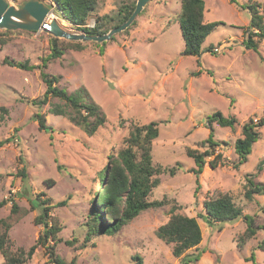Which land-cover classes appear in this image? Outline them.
<instances>
[{
  "label": "rangeland",
  "instance_id": "1",
  "mask_svg": "<svg viewBox=\"0 0 264 264\" xmlns=\"http://www.w3.org/2000/svg\"><path fill=\"white\" fill-rule=\"evenodd\" d=\"M17 5L22 0H7ZM55 3L53 0H46ZM136 0H98V6L85 26L95 25L96 15L114 14L122 3ZM241 3L264 0H237ZM204 22L222 21L202 44L199 56L182 55L184 42L179 24L180 0H150L125 30L106 42L70 41L60 58L46 60L45 71L59 76L57 85L73 94L84 88L89 101L97 103L106 119L92 135L61 115L49 112V103L41 107L32 99L42 97L45 84L39 69H21L3 64L4 57L40 64L50 53V33L39 29H1L0 105L8 112L0 122V219L10 223L8 236L12 248L28 249L42 232L36 222L38 210L28 200L40 194L50 197L51 219L59 226L55 250L65 261L77 264H180L172 253V244L156 237L155 230L175 213L196 217L202 239L200 257L187 264H264V250L256 247L264 237L262 229L239 247L245 230L242 219L224 221L209 227L199 216L203 201L218 192L228 193L243 213L255 215L264 223V193L244 196L246 174L264 185V125L252 143L246 159L233 167L238 158L234 141L241 136L245 122L264 117V40L257 51L247 49L250 14L228 0H203ZM262 10V6L260 7ZM47 18L63 28L81 32L53 4ZM114 26L111 22L109 29ZM6 30L8 32H6ZM79 42L81 47L73 46ZM211 46L210 51L205 50ZM102 50V51H100ZM219 111L234 116V128L208 124L207 118ZM43 113L52 131L40 130L34 118ZM158 122V135L151 145L152 163L174 167L171 175L162 170L150 200L166 198L158 208H149L123 225L106 233L91 224L92 205L96 203L99 171L110 161L109 155L124 147L134 124ZM210 130L224 165L206 164L198 177L187 149L205 151ZM213 155L208 156L210 159ZM179 164L180 167L177 166ZM61 165L62 168H58ZM24 167L26 177H22ZM12 199V201L10 200ZM17 205L11 212L12 203ZM100 208L101 203H96ZM53 243V240L49 241ZM188 252H195L194 249ZM0 253V264H3ZM25 264H52L47 250L39 245Z\"/></svg>",
  "mask_w": 264,
  "mask_h": 264
},
{
  "label": "trees",
  "instance_id": "2",
  "mask_svg": "<svg viewBox=\"0 0 264 264\" xmlns=\"http://www.w3.org/2000/svg\"><path fill=\"white\" fill-rule=\"evenodd\" d=\"M62 14L75 25L76 29L87 34H102L109 30L108 24L114 26L125 21L135 7V2L125 1L117 11L112 14L96 15L95 25L87 27L88 18L94 13L98 6V0H53ZM236 3L243 10L250 14V21L247 28L246 38L243 40L247 49L257 51L259 42L264 40V4L256 2L241 3L237 0H228ZM262 6V10L260 7ZM204 2L203 0H180L179 24L181 35L184 42L182 55L199 56L202 44L207 37L222 21L204 22ZM133 23V22H132ZM6 32H8L6 30ZM112 37L111 39H113ZM4 41L0 39V43ZM76 47H81L79 42L74 43ZM67 45H71L68 43ZM63 40L52 37L50 40V53L42 58L40 64H30L29 60H14L4 57L2 62L21 69H39V74L45 84L43 95L39 99H32L33 104L42 106L49 103L51 97L57 101L50 103L49 112L55 115L66 117L69 122L80 127L88 135H92L105 122L106 116L100 106L87 100V92L80 88L81 93L73 94L65 91L57 85L59 76L52 75L45 71L46 60L60 58L67 46ZM211 46L205 50L210 51ZM102 51V50H100ZM8 110L0 105V122L4 120ZM40 130L52 131V127L47 124L43 113L34 115ZM209 126L211 122H216L220 126L234 128L236 118L234 116L225 117L221 112L216 111L207 118ZM264 125V117L256 122L252 119L245 122L241 128V136L234 141V150L238 158L232 166L237 167L239 163L246 159L252 143L258 137V127ZM158 122L150 121L145 124H134L127 137L124 138V147L116 153L109 155L110 161L106 167L99 171V182L96 185V203L92 205L91 224L98 226L101 232L112 233L119 230L123 225L136 217L140 212L149 208L163 206L167 200L165 197L156 200L148 198L151 190L158 185L157 175L164 169L173 175L175 168H162L154 166L152 163L151 145L154 138L158 135ZM211 127V126H210ZM7 138L0 141V145L7 142ZM207 148L205 151L187 149V155L193 158L195 166L190 170L196 176V188L199 187L198 177L203 168L208 164L211 168L224 165L227 159H223L221 153L213 155V150L217 141L213 138V131L210 130L206 140ZM213 155L210 159L208 156ZM178 167L179 164H177ZM58 168H62L58 165ZM22 177H26L24 167L21 169ZM244 196L253 199L256 194L264 193V185L256 182L255 174H246ZM12 201V199H10ZM31 206L38 210L35 218L36 222L42 225V232L36 242L28 249L23 247L12 248L11 240L8 236L10 223L6 219H0V253L3 256V264H25L32 256L35 248L42 245L46 248L48 260L52 264H77L75 258L69 262L65 261L56 253L55 238L59 226L51 218L49 213L51 203L50 197L41 199L40 194L28 198ZM6 199L0 201V206ZM11 212H16L17 205L11 202ZM204 213L199 214L200 218L209 226H214L220 222L242 219L246 225L244 232L239 236L238 245L242 247L247 239L254 236L258 229L264 232V223L258 224L255 215L243 213L228 193H216L209 195L203 201ZM174 207L170 209L168 220L159 225L155 230L156 237L172 244V253L176 257H181L180 264L195 262L200 257L199 243L202 239L200 224L196 217L174 212ZM53 240V243L49 241ZM258 249L264 250V237L256 245ZM194 249L195 252H188ZM200 251V252H199ZM249 258L254 262V253L251 252ZM135 264H141L140 257H135Z\"/></svg>",
  "mask_w": 264,
  "mask_h": 264
},
{
  "label": "water",
  "instance_id": "3",
  "mask_svg": "<svg viewBox=\"0 0 264 264\" xmlns=\"http://www.w3.org/2000/svg\"><path fill=\"white\" fill-rule=\"evenodd\" d=\"M149 1L150 0H136L133 11L125 21L112 26L105 33L90 35L84 31L75 32L67 30L55 19H50L48 21L46 18L51 12L53 4L56 6L55 3H50L46 0H22L17 5H11L6 0H0V28L32 31L42 29L54 37L70 41L106 42L110 40L113 35L128 28Z\"/></svg>",
  "mask_w": 264,
  "mask_h": 264
},
{
  "label": "bare ground",
  "instance_id": "4",
  "mask_svg": "<svg viewBox=\"0 0 264 264\" xmlns=\"http://www.w3.org/2000/svg\"><path fill=\"white\" fill-rule=\"evenodd\" d=\"M49 21V18H46Z\"/></svg>",
  "mask_w": 264,
  "mask_h": 264
},
{
  "label": "built area",
  "instance_id": "5",
  "mask_svg": "<svg viewBox=\"0 0 264 264\" xmlns=\"http://www.w3.org/2000/svg\"><path fill=\"white\" fill-rule=\"evenodd\" d=\"M7 1V0H6ZM8 2V1H7ZM9 3V2H8ZM10 4V3H9Z\"/></svg>",
  "mask_w": 264,
  "mask_h": 264
}]
</instances>
